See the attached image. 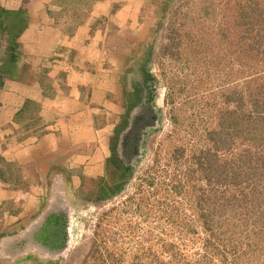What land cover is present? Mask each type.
Returning <instances> with one entry per match:
<instances>
[{"label": "trees", "instance_id": "1", "mask_svg": "<svg viewBox=\"0 0 264 264\" xmlns=\"http://www.w3.org/2000/svg\"><path fill=\"white\" fill-rule=\"evenodd\" d=\"M73 1L86 7L98 0H54L59 19H79L83 10H72ZM176 1L159 0L157 27L164 24ZM235 2L231 10L235 18L230 21L226 17L220 25L221 39L230 46L234 84L215 105L210 126L200 131L193 128L186 135L187 141L195 143L183 148L175 146L171 152L164 169L169 175V181H163L166 196L158 205L165 207L161 216L153 213L164 223L162 233L165 231L166 237L189 234V241H193L202 234L201 246L191 252L177 246L173 238L151 232V264H264V0ZM28 21L25 10L0 7V29L7 34L8 43L7 59L0 69V87L4 78L48 85L49 72L35 70L19 49L18 40ZM139 74L125 102V114L110 140L111 156L105 162L103 175L96 179L80 176L76 194L83 201L99 204L114 200L133 179L130 159L138 156L145 131L140 126L130 134L127 145L125 132L130 129L133 111L140 108L147 112L149 103L154 102L147 78L141 79ZM0 161L4 166L0 168V178L4 182L12 180L16 173L13 167L3 158ZM157 173L161 171L151 174V188L163 179ZM160 190L157 185L154 196ZM106 253L102 263L115 262L112 253Z\"/></svg>", "mask_w": 264, "mask_h": 264}, {"label": "rangeland", "instance_id": "2", "mask_svg": "<svg viewBox=\"0 0 264 264\" xmlns=\"http://www.w3.org/2000/svg\"><path fill=\"white\" fill-rule=\"evenodd\" d=\"M45 1L39 5L45 3L56 8L54 0ZM106 1L98 0L86 7L75 1L70 5L72 10H83L79 19L89 18L93 22L87 60L91 64L102 61L105 71L112 63L120 69L129 66L132 72L131 69L125 72L123 78L131 87L138 72L139 78H147L154 101L146 112L151 127L142 126L145 132L138 156L130 159L133 179L114 200L99 204L86 202L77 197L73 188L69 195L59 196L69 216V243L63 251L55 241L58 260H43L50 262L43 264H103L106 250L115 260L110 264H151V232L155 236L171 237H166L165 231L162 233L164 223L153 215L161 216L165 207L158 205L166 196L163 181H169V175H165L164 169L171 152L175 146L183 148L195 143L191 139L187 141L186 135L193 128L200 131L205 125L210 126L217 110L215 105L222 101V95L230 93L234 84L230 46L221 39L220 25L226 17L230 21L235 18L236 13L231 11L235 0H177L161 27L156 23L159 0H127L123 12L120 9L125 3ZM98 5L103 7L97 13ZM120 11L122 23L115 18ZM7 44V34L0 29V69L7 59ZM141 113L140 108L135 109L130 121ZM95 116L98 124L104 122L101 112ZM3 167L0 161V168ZM157 168L161 171L158 178L163 179L151 188V174L159 172L153 170ZM23 172L35 179L36 167L17 168L15 175ZM81 174L79 168L70 171V176ZM63 185L59 183V191ZM157 185L161 190L154 196ZM59 230L55 231V238ZM190 236L175 233L171 238L177 246L193 252L201 246L199 240L203 235L196 236L195 241H189ZM50 257L49 254L47 258Z\"/></svg>", "mask_w": 264, "mask_h": 264}, {"label": "crops", "instance_id": "3", "mask_svg": "<svg viewBox=\"0 0 264 264\" xmlns=\"http://www.w3.org/2000/svg\"><path fill=\"white\" fill-rule=\"evenodd\" d=\"M43 2L0 0L4 9L27 12L19 49L27 63L48 71L50 78L45 87L39 81L26 84L4 78L0 87V158L15 172L36 167L35 179L24 172L9 181L0 178V264L58 260L54 234L59 227L53 222L63 220L67 209L58 198L69 195L71 188L77 191L81 175L92 179L103 175L111 156L110 140L133 91L123 78L129 66L120 69L112 63L105 71L102 61L88 62L92 19L83 23L73 17L59 19L56 8L39 5ZM106 2L125 3L122 12L127 6V0ZM99 5L97 13L103 7ZM121 11L115 15L120 23ZM100 112L104 122L98 124L95 114ZM69 168H79L82 174L70 176ZM33 231L35 240L29 236ZM46 231L51 235L49 245L43 243ZM49 254L52 257L47 258Z\"/></svg>", "mask_w": 264, "mask_h": 264}, {"label": "water", "instance_id": "4", "mask_svg": "<svg viewBox=\"0 0 264 264\" xmlns=\"http://www.w3.org/2000/svg\"><path fill=\"white\" fill-rule=\"evenodd\" d=\"M68 218H69V216L66 215V216H64L63 220L59 221L56 219L53 222V226H57L60 228V230L57 231L58 237L54 238V241L57 242V245H58L57 247H59V249L64 248L69 243V227H68L69 219ZM49 233H50L49 231H46V237H45V239H43V243H46L47 245H49V241L51 239V235ZM35 235H36V233L34 231L31 234H29V236H31V237L34 236V240L36 238ZM34 240H31L30 237L28 239L29 242L30 241L34 242ZM62 250L64 251L65 249H62Z\"/></svg>", "mask_w": 264, "mask_h": 264}, {"label": "flooded vegetation", "instance_id": "5", "mask_svg": "<svg viewBox=\"0 0 264 264\" xmlns=\"http://www.w3.org/2000/svg\"><path fill=\"white\" fill-rule=\"evenodd\" d=\"M8 47V46H7ZM148 116L146 115V111L145 112H142L141 113V116H138V117H135L132 119V123H131V126H130V129L125 132V137H126V140L124 141V144L127 145L128 144V139H129V136L130 134L132 133H136L137 129L140 127V126H147V128L151 127V122L148 121ZM150 120V119H149Z\"/></svg>", "mask_w": 264, "mask_h": 264}]
</instances>
